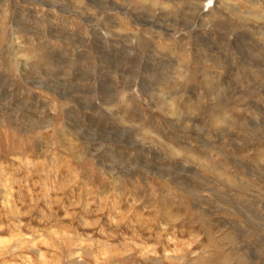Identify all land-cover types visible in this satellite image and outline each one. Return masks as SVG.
<instances>
[{
    "label": "rangeland",
    "instance_id": "rangeland-1",
    "mask_svg": "<svg viewBox=\"0 0 264 264\" xmlns=\"http://www.w3.org/2000/svg\"><path fill=\"white\" fill-rule=\"evenodd\" d=\"M0 264H264V0H0Z\"/></svg>",
    "mask_w": 264,
    "mask_h": 264
},
{
    "label": "bare ground",
    "instance_id": "bare-ground-1",
    "mask_svg": "<svg viewBox=\"0 0 264 264\" xmlns=\"http://www.w3.org/2000/svg\"><path fill=\"white\" fill-rule=\"evenodd\" d=\"M78 253V252H77ZM78 256V255H77ZM80 257V256H79ZM75 259V258H74ZM74 259H72L74 261Z\"/></svg>",
    "mask_w": 264,
    "mask_h": 264
}]
</instances>
